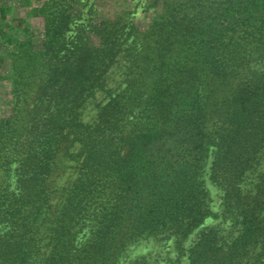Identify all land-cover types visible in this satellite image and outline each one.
<instances>
[{
    "label": "trees",
    "instance_id": "16d2710c",
    "mask_svg": "<svg viewBox=\"0 0 264 264\" xmlns=\"http://www.w3.org/2000/svg\"><path fill=\"white\" fill-rule=\"evenodd\" d=\"M154 1L142 33L77 24L72 0L32 8L42 38L12 45L0 117V264H122L140 240L184 239L207 214L209 146L226 224L200 227L184 264H264V0Z\"/></svg>",
    "mask_w": 264,
    "mask_h": 264
},
{
    "label": "rangeland",
    "instance_id": "374dc122",
    "mask_svg": "<svg viewBox=\"0 0 264 264\" xmlns=\"http://www.w3.org/2000/svg\"><path fill=\"white\" fill-rule=\"evenodd\" d=\"M44 0H0V117H5L10 111V73H11V54L14 52L12 45L16 41L29 40L33 49L38 48L42 38V18L34 16L32 8L42 4ZM74 22L88 26L89 23L101 19H114L122 15L128 27L135 28L141 32L145 30L149 21L156 12L160 10L159 1L154 0H72ZM72 24L69 23L65 35H69ZM93 42L96 36L90 34ZM10 39V40H7ZM264 63V56L261 59ZM121 65V63H120ZM121 67H111L108 70L107 86L114 87L119 81ZM102 93H96V100L100 101ZM93 111L89 110L84 119H88ZM212 147L203 154L201 160V180L206 191V211L207 214L199 226H197L184 239L170 237L155 238L149 237L128 246L126 256L122 264H128L136 256H145L155 264L169 263L177 261L179 264L185 262V249L189 246L196 231L202 227H225L221 223V196L222 190L209 178L210 162L212 157ZM62 165L68 166L63 161L59 166V171L54 175L53 181L57 184L62 183L67 176V169ZM220 223V226H218Z\"/></svg>",
    "mask_w": 264,
    "mask_h": 264
}]
</instances>
